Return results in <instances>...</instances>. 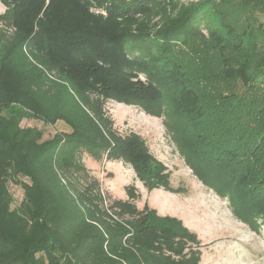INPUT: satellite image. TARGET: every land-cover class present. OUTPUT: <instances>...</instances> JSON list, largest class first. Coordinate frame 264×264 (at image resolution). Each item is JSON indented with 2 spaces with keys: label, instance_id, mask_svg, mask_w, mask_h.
Wrapping results in <instances>:
<instances>
[{
  "label": "trees",
  "instance_id": "trees-1",
  "mask_svg": "<svg viewBox=\"0 0 264 264\" xmlns=\"http://www.w3.org/2000/svg\"><path fill=\"white\" fill-rule=\"evenodd\" d=\"M260 2L246 0V8ZM4 3L0 264L200 263V243L180 222L147 205L139 209L131 184L124 187L125 199L105 197L83 163L82 155L94 162L119 161L148 191L169 186L166 168L145 140L115 127L108 100L171 119L176 141L196 155L190 158L202 182L230 196L232 206L238 199L236 217L252 228L264 220L260 11L246 12L244 27L234 29L222 11L231 0ZM222 57L241 81L224 91L207 77ZM11 105L53 127L51 137L21 127L17 113L3 114ZM61 123L69 131L57 129ZM9 182L23 190L16 207ZM152 219L173 224L161 227Z\"/></svg>",
  "mask_w": 264,
  "mask_h": 264
},
{
  "label": "rangeland",
  "instance_id": "rangeland-1",
  "mask_svg": "<svg viewBox=\"0 0 264 264\" xmlns=\"http://www.w3.org/2000/svg\"><path fill=\"white\" fill-rule=\"evenodd\" d=\"M182 1L188 3L197 0ZM251 9V13L261 12L258 14V20L264 23V0L247 8L246 0H231L230 4H223L222 11L226 17L228 16L224 21L234 29H242L243 17ZM5 12L4 0H0V15ZM92 13L96 16H105L102 9H92ZM242 54L243 52L239 53L240 56ZM223 60L222 57L220 64H216L219 65L216 70L208 71L207 77L224 91L227 87L239 86L241 81L236 68L226 70L231 67L226 68ZM223 72L224 76L221 75ZM260 92L264 95V89H260ZM106 109L120 133L132 131L145 140L150 153L166 168L169 186L148 191L134 178L129 165L119 161L94 162L87 155H82V161L87 169L100 181L105 197L111 195L112 198L125 199L124 187L133 185L139 194L136 201L139 209L147 205L156 210L160 217L174 218L196 236L200 243L199 264H264V220L258 219L257 225L252 228L247 222L236 217L234 208L240 209L238 199H234L232 206L228 199L230 196L221 197L213 188L202 182L195 173L196 159H191L186 148L173 136L174 130L171 129L173 126L167 122L171 119L165 115L150 116L136 105L115 100H108ZM2 113L19 114L20 126L41 131L43 139L53 134V127L45 126L25 109L11 105L10 109H3ZM61 128L69 131L62 123L57 124V129ZM202 147L208 149L203 143ZM8 189L13 197L12 206L16 207L23 199V190L12 182L8 183ZM151 221L161 227L173 224L157 219Z\"/></svg>",
  "mask_w": 264,
  "mask_h": 264
},
{
  "label": "crops",
  "instance_id": "crops-1",
  "mask_svg": "<svg viewBox=\"0 0 264 264\" xmlns=\"http://www.w3.org/2000/svg\"><path fill=\"white\" fill-rule=\"evenodd\" d=\"M124 199V198H123Z\"/></svg>",
  "mask_w": 264,
  "mask_h": 264
}]
</instances>
